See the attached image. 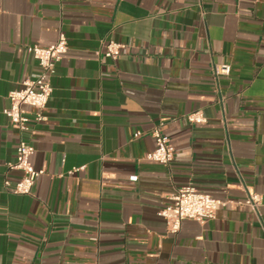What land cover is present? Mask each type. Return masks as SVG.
<instances>
[{
	"label": "crops",
	"instance_id": "0c3cea01",
	"mask_svg": "<svg viewBox=\"0 0 264 264\" xmlns=\"http://www.w3.org/2000/svg\"><path fill=\"white\" fill-rule=\"evenodd\" d=\"M61 33L46 120L21 132L3 110L39 72L25 48ZM157 126L167 166L145 160ZM21 141L31 195L4 184ZM187 186L228 203L173 235L160 210ZM0 264H264V0H0Z\"/></svg>",
	"mask_w": 264,
	"mask_h": 264
},
{
	"label": "built area",
	"instance_id": "2783aa9c",
	"mask_svg": "<svg viewBox=\"0 0 264 264\" xmlns=\"http://www.w3.org/2000/svg\"><path fill=\"white\" fill-rule=\"evenodd\" d=\"M124 48V45L110 40L106 45L104 56L116 60ZM25 49L38 61L39 72L24 80L19 89L8 94L9 107L5 108L3 113L10 122L18 126L21 132H31L34 126L46 120L44 111L54 92L52 80L57 73L59 62L68 53V39L64 33H61L57 41L48 47L35 44L26 46ZM230 72L229 65H221L216 69L217 76H229ZM188 120L191 123H203L205 118L201 112H194L188 116ZM139 136H141L140 131L134 134L135 138ZM152 136L156 146L146 155L145 160L170 165L175 153L171 140L162 133L160 126L152 130ZM34 154L35 147L21 141L17 148L16 160L8 164L10 170L18 171L21 175L14 184L9 180L4 183L6 187H12L15 194L31 195L37 180L44 174L43 170L34 167L32 163ZM227 203L228 201L216 199L192 186H187L172 195L171 203L160 210V215L165 220L168 232L177 235L186 220L205 224L214 220L218 210ZM245 203L258 213L262 205V196L250 193Z\"/></svg>",
	"mask_w": 264,
	"mask_h": 264
}]
</instances>
